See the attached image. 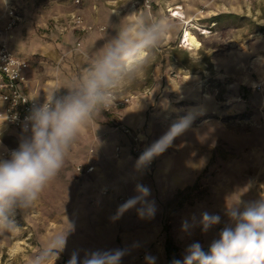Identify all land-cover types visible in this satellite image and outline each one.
I'll list each match as a JSON object with an SVG mask.
<instances>
[{
	"label": "rangeland",
	"instance_id": "obj_1",
	"mask_svg": "<svg viewBox=\"0 0 264 264\" xmlns=\"http://www.w3.org/2000/svg\"><path fill=\"white\" fill-rule=\"evenodd\" d=\"M84 2L0 0V42L6 40L29 64L36 58L47 62L54 72L47 95L60 88V73L70 78L89 66L95 51L86 49L85 37L106 30L99 24L83 23L92 27L85 32L73 27V15L84 19L65 10ZM156 2L143 6L145 18L164 16L173 27L143 74L113 90L130 102L90 121L33 207L14 212L19 231L0 233V264H32L58 233L67 234V245L48 264H68L75 250L116 248L130 250L122 264H147L146 255L155 264H172L190 244L219 238L230 223L226 209L237 196L242 202L264 198V0ZM10 11L17 17L12 28ZM171 12L184 18L172 19ZM184 29L192 32L198 50L180 46ZM76 56L83 65H76ZM183 117L190 120L188 128L151 165L137 170L145 147ZM123 127L143 136V148L134 151L136 143ZM16 135L17 144L0 156L7 157L3 152L18 148L29 133ZM77 166L93 170L78 172ZM138 183L151 190L147 199L154 201L155 215L141 218L137 204L113 219L136 195ZM204 211L221 222L207 232L199 224L191 235L181 230L182 221L191 223L193 215L199 220Z\"/></svg>",
	"mask_w": 264,
	"mask_h": 264
},
{
	"label": "clouds",
	"instance_id": "obj_2",
	"mask_svg": "<svg viewBox=\"0 0 264 264\" xmlns=\"http://www.w3.org/2000/svg\"><path fill=\"white\" fill-rule=\"evenodd\" d=\"M172 27L164 16L149 20L136 12L128 15L116 36L95 51L89 66L64 87L65 93L56 94L60 87L43 102L34 99L24 124V131L30 134L24 136L18 148L11 150L7 157L0 156V233L19 231L12 219L14 212L33 207L45 186L59 174L78 135L101 112L114 107V89L143 74ZM189 123L188 117L181 118L145 147L136 161V169L147 168ZM134 191L136 195L118 207L113 219L137 204L142 205L137 210L141 218L155 215V203L147 199L151 190L138 183ZM226 214L230 223L221 229L219 238L211 242L207 252L199 242H194L186 248L183 259H174L172 264H264V198L242 202L237 196L236 202L228 205ZM220 222L219 215L204 211L199 220L193 215L191 223L182 221L181 230L191 235L199 224L202 231L207 232ZM66 245V233L54 235L32 264H48ZM129 254V249L122 248L75 250L68 264H122L123 257ZM145 260L147 264H155V257L146 255Z\"/></svg>",
	"mask_w": 264,
	"mask_h": 264
},
{
	"label": "crops",
	"instance_id": "obj_3",
	"mask_svg": "<svg viewBox=\"0 0 264 264\" xmlns=\"http://www.w3.org/2000/svg\"><path fill=\"white\" fill-rule=\"evenodd\" d=\"M84 1L86 2H84L81 7L72 9L67 6V10L65 11L67 13L72 12L77 15H82V18L84 19L83 23L85 24H99L106 27V30L103 32L94 31L85 37V42L83 44L89 51H97L104 45H106L109 41H111L116 36L122 25L127 22L128 15L136 12L137 14L143 15L145 17L146 14V10L142 5L143 0ZM152 4H157L156 0H152ZM176 13L182 16L181 12ZM81 59L82 58H80V56L75 57L76 65H83ZM46 63L47 62H45L44 59L42 60L40 58H36L34 59V62L30 61V64L28 63V68L24 71L25 81L23 82L21 87L23 91L31 98L44 100L51 88V85L53 84L54 72L50 67L46 65ZM81 71L82 70H80L78 73H71L70 78L63 76V73H60L61 75H59L57 81L61 89H66L64 87L70 85L71 81L74 82L77 76L81 74ZM18 132L27 134V132H21L12 127H9L0 120V152L5 148L9 149L17 144L18 136L16 135V133ZM202 247L203 249H209L210 244H203Z\"/></svg>",
	"mask_w": 264,
	"mask_h": 264
},
{
	"label": "built area",
	"instance_id": "obj_4",
	"mask_svg": "<svg viewBox=\"0 0 264 264\" xmlns=\"http://www.w3.org/2000/svg\"><path fill=\"white\" fill-rule=\"evenodd\" d=\"M143 6L146 9H150L151 0H143ZM179 16V15H178ZM181 16V15H180ZM175 15V12L170 13V17L179 18ZM182 19L184 15L182 14ZM17 22L15 14L9 12L8 27L12 28ZM73 27L80 32L89 31L92 27L85 26L80 16H72ZM184 33H182L181 40ZM28 68V62L16 55L6 40L0 42V120L3 121L9 127H12L18 131H24L25 117L29 114V110L32 107L34 98H31L26 94L21 85L25 81L24 71ZM116 99L114 101V107L125 106L130 102V97L126 95H120L113 91ZM36 102H43L44 100H37ZM113 108V107H112ZM111 108V109H112ZM108 110L106 112L111 111ZM123 132L130 136L136 143L134 151H138L137 147L143 148V136L139 133H134L130 128L123 127ZM10 150L3 152V155H8ZM151 165V164H150ZM77 171L82 169L87 173L93 170L92 166L80 167L77 166Z\"/></svg>",
	"mask_w": 264,
	"mask_h": 264
},
{
	"label": "bare ground",
	"instance_id": "obj_5",
	"mask_svg": "<svg viewBox=\"0 0 264 264\" xmlns=\"http://www.w3.org/2000/svg\"><path fill=\"white\" fill-rule=\"evenodd\" d=\"M175 15H176L177 17L180 16V15H179L178 13H176V12H175ZM178 15H179V16H178ZM174 18H175V17H174ZM180 18H182V17L180 16ZM194 26H195V25H194ZM194 26L191 25L190 28H191V29H195ZM199 30H200V32H201L202 35H207V33H208L206 30H202V29H199ZM181 37H182V36H181ZM181 37H180V39H181ZM179 42H180V46L186 47V48H188V49H190V50H195V49H197V47H198V43H197L196 38L193 36L192 32L189 31V30H187V29H184L183 39H182V41H179ZM17 249H18V248H17V245H16V243H15V246H13V247L11 248V251L15 252V251H17Z\"/></svg>",
	"mask_w": 264,
	"mask_h": 264
},
{
	"label": "trees",
	"instance_id": "obj_6",
	"mask_svg": "<svg viewBox=\"0 0 264 264\" xmlns=\"http://www.w3.org/2000/svg\"><path fill=\"white\" fill-rule=\"evenodd\" d=\"M204 251H206V252H207V251H208V249H204Z\"/></svg>",
	"mask_w": 264,
	"mask_h": 264
}]
</instances>
